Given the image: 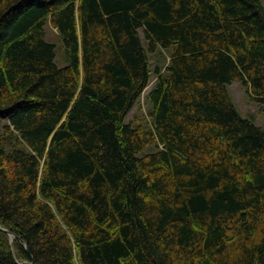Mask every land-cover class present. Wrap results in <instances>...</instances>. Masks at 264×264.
Returning <instances> with one entry per match:
<instances>
[{"label": "trees", "instance_id": "trees-1", "mask_svg": "<svg viewBox=\"0 0 264 264\" xmlns=\"http://www.w3.org/2000/svg\"><path fill=\"white\" fill-rule=\"evenodd\" d=\"M234 82L264 113V0H0V264H264Z\"/></svg>", "mask_w": 264, "mask_h": 264}, {"label": "rangeland", "instance_id": "rangeland-1", "mask_svg": "<svg viewBox=\"0 0 264 264\" xmlns=\"http://www.w3.org/2000/svg\"><path fill=\"white\" fill-rule=\"evenodd\" d=\"M55 30L50 29L48 30V40L55 43L56 46V55H58V60L60 61L61 56H59L60 52H62L61 49V42L57 38V36L54 34ZM157 50L155 55H151V63L152 66H155L156 64H159L160 66L163 65V62H165V58H167V53L163 50ZM160 52V55H159ZM160 59V61H158ZM154 79L152 78L150 85L146 88L143 95H145L151 88V85L153 84ZM227 90L229 92V95L231 97V100L234 104V106L237 108V110L241 113L243 117L246 118H252L253 122L258 126H264V113L261 110V106L252 102L245 92V89L237 82H234L227 86ZM147 105H145L140 99V102L136 104V106L132 109L128 116V120H133V124H137L139 120L146 114L147 112Z\"/></svg>", "mask_w": 264, "mask_h": 264}]
</instances>
